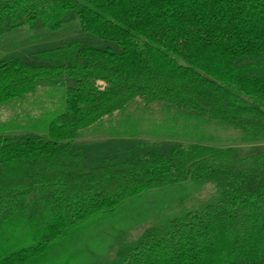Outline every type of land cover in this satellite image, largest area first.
Listing matches in <instances>:
<instances>
[{
	"label": "trees",
	"instance_id": "16d2710c",
	"mask_svg": "<svg viewBox=\"0 0 264 264\" xmlns=\"http://www.w3.org/2000/svg\"><path fill=\"white\" fill-rule=\"evenodd\" d=\"M71 19L95 45L0 57V108L61 96L44 124L34 106L0 122V264H73V232L125 207L79 264H264V0H0V36ZM133 109L200 140L91 164L81 134Z\"/></svg>",
	"mask_w": 264,
	"mask_h": 264
},
{
	"label": "rangeland",
	"instance_id": "374dc122",
	"mask_svg": "<svg viewBox=\"0 0 264 264\" xmlns=\"http://www.w3.org/2000/svg\"><path fill=\"white\" fill-rule=\"evenodd\" d=\"M71 41H83L87 45H95L94 39H87L81 32H79L75 20H69L64 25L60 32L51 33L45 31L44 28L37 27L36 29H23L20 31L11 32L4 36H0V57L1 56H16L20 53L25 54L26 48L38 49L44 47H55ZM60 94L55 96L43 92L35 98H32L22 104L17 102L11 106L0 108V122H6L15 113L21 109L35 110L40 109L41 113H45V117L36 116L37 118L47 121L51 119L60 107ZM132 112L117 113L114 116L105 118L101 123L85 130L79 141L88 145L87 150L91 155V164H95V157H99L103 147L109 150L116 151L121 145L131 144V140L142 139L154 142L161 140L167 143L184 142L194 143L199 142V136L193 132H182L178 127L166 121V117L160 114L147 115L135 109ZM36 119V118H35ZM225 140L226 135H217L215 140ZM225 143V141H223ZM101 149L95 150V145ZM118 147V148H117ZM106 149V150H107ZM152 201L147 199L139 203ZM120 209L115 213H107L100 216H94L84 222L81 227H78L67 242V255L74 263H85L93 258V254L103 255L107 248L114 242L115 234L120 230L127 228L124 224V216L129 211ZM135 233L141 232V228H135ZM135 237L133 234L130 237L132 240Z\"/></svg>",
	"mask_w": 264,
	"mask_h": 264
}]
</instances>
